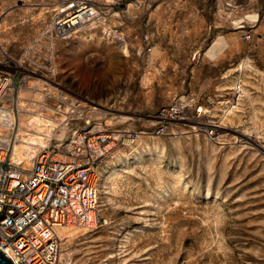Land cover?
Segmentation results:
<instances>
[{"label":"rangeland","instance_id":"1","mask_svg":"<svg viewBox=\"0 0 264 264\" xmlns=\"http://www.w3.org/2000/svg\"><path fill=\"white\" fill-rule=\"evenodd\" d=\"M58 2L0 0V40L19 51ZM239 2L259 17L254 49L222 0H142L119 19L127 51L85 33L52 42L58 79L125 131L101 160V223L65 237V264H264V0ZM238 81L249 94L227 113ZM192 96L207 116L189 108L153 133L158 108ZM209 120L214 139L201 130Z\"/></svg>","mask_w":264,"mask_h":264},{"label":"built area","instance_id":"2","mask_svg":"<svg viewBox=\"0 0 264 264\" xmlns=\"http://www.w3.org/2000/svg\"><path fill=\"white\" fill-rule=\"evenodd\" d=\"M239 1L222 0L219 13L254 49L259 17L243 14ZM141 5L142 0H60L43 7L37 37L19 51L0 40V250L13 264H65L60 229L101 223V160L125 136L99 120L101 103L58 79L52 42L85 33L127 50L129 37L119 19ZM143 40L150 42L148 36ZM241 87L238 81L234 95ZM188 100L158 108L153 133L167 135L168 123L184 118L189 108L193 117L210 112L194 96ZM200 125L213 139L220 127L211 120ZM18 142L34 145L28 166L16 151Z\"/></svg>","mask_w":264,"mask_h":264},{"label":"bare ground","instance_id":"3","mask_svg":"<svg viewBox=\"0 0 264 264\" xmlns=\"http://www.w3.org/2000/svg\"><path fill=\"white\" fill-rule=\"evenodd\" d=\"M133 9L135 8V7H132ZM132 8H130V9H132ZM136 9H138V8H136ZM135 10V9H134ZM136 11V10H135ZM134 11V12H135ZM251 18H253V17H256V14H254V13H252L251 15ZM1 18H2V13H1V11H0V21H1ZM13 22H15V20H13ZM3 27L4 26V24H2V22H0V27ZM3 29H4V27H3ZM6 29V28H5ZM124 51H127L126 49H124ZM214 54L213 53H210V56H213ZM247 62H249L248 60H246ZM250 63V62H249ZM245 64V60H244V62L242 61L241 63H240V65L238 66V68H242L243 67V65ZM249 89H247L246 87L244 88V87H241V92H240V94H235L236 96L233 98L234 99V103L231 105H227V108H226V112L228 113V112H230V113H234V109H237V108H239V103H240V99H241V97L244 95V94H249L248 91ZM23 95H29V93L28 92H23L22 93ZM36 97L38 96V93L35 95ZM227 102V101H226ZM224 103H225V101H224ZM226 104V103H225ZM102 111V110H101ZM130 116H121V118H129ZM26 135H25V139L27 140V141H30V142H32L34 139L32 138V136H30L28 133H25ZM19 150V151H18ZM34 150H35V148H34V145L33 144H28V143H23V142H18V145L16 146V151H17V153H18V155L20 156V157H23L24 158V163H25V165L26 166H28L29 164H30V162H31V160H30V158H31V156H32V154H33V152H34ZM17 155V157H19ZM77 230L76 229H72V228H62V229H60V234L63 236V237H70V236H72V235H74V233L76 232Z\"/></svg>","mask_w":264,"mask_h":264},{"label":"water","instance_id":"4","mask_svg":"<svg viewBox=\"0 0 264 264\" xmlns=\"http://www.w3.org/2000/svg\"><path fill=\"white\" fill-rule=\"evenodd\" d=\"M0 264H13L12 260L0 250Z\"/></svg>","mask_w":264,"mask_h":264}]
</instances>
